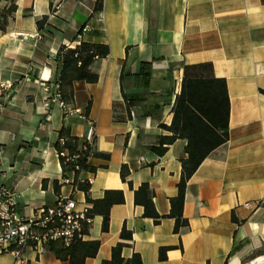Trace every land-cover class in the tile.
I'll return each mask as SVG.
<instances>
[{"label": "crops", "instance_id": "1", "mask_svg": "<svg viewBox=\"0 0 264 264\" xmlns=\"http://www.w3.org/2000/svg\"><path fill=\"white\" fill-rule=\"evenodd\" d=\"M17 0V11L0 29V83L12 89L0 109V184L18 196L20 216L31 218L56 200L54 182L63 175L56 149L63 127L83 138L88 125L79 116L65 118L50 98L59 78L57 55L63 45L81 41L106 45L110 53L95 61L96 83H74L72 107L96 123V152L88 164L94 171L89 196L102 199L106 191H122L125 201L113 205L110 225L102 231L96 215L85 241H99L96 257L85 264L112 258L119 243L125 261L134 254L143 264H264V3L262 0ZM0 5V11L5 7ZM44 16L47 24L39 30ZM89 27L87 31H80ZM150 64L146 85L138 76ZM211 65L192 75L224 80L212 84L209 108L229 140L201 163L189 179L183 216L189 226L174 232L170 200L178 194L181 161L187 140L177 139L163 155L161 136L172 133L173 107L181 92L187 66ZM126 76L121 81V74ZM122 90L146 98L130 109ZM125 165L128 182L121 179ZM74 179V176H71ZM47 180V187L43 182ZM147 183L154 192L156 224L134 202V191ZM60 191L73 193L72 186ZM79 209H91L86 194L74 195ZM131 240H123V228ZM166 248L167 259H159ZM0 264H14L1 255ZM21 264H68L45 250L27 251Z\"/></svg>", "mask_w": 264, "mask_h": 264}, {"label": "trees", "instance_id": "2", "mask_svg": "<svg viewBox=\"0 0 264 264\" xmlns=\"http://www.w3.org/2000/svg\"><path fill=\"white\" fill-rule=\"evenodd\" d=\"M264 3V0H262ZM5 3V7L0 11V29L6 30L9 17L17 11V0H0V5ZM104 0H97L95 5V13L103 9ZM48 17L44 16L37 22L39 30H42L47 24ZM83 29L80 31L82 33ZM110 53V49L106 45L92 44L81 41L76 46L63 45L57 55L59 63V92L61 100L68 105H73L74 102V83L83 81L86 83H96L99 76L91 69L93 63L99 59L106 58ZM150 64L143 63L138 76H142L143 81L147 85L150 78ZM211 70V65L201 64L197 66H187L185 75L182 81L181 92L177 96L173 107V119L170 126L162 125V128L171 132V136H161L159 139V147L154 148V151L163 155L167 147L173 144L177 139L187 140L186 153L187 158L181 161L182 173L178 184V194L170 200L171 210L169 218L175 219L174 232L179 234L182 229L189 226V222L183 216L185 198L187 192V184L192 175L196 172L201 163L218 147L226 144L229 140V129L226 118L221 126L217 122L216 117L209 108L210 88L216 82L223 88L224 106L227 98V87L224 80H215L203 78L201 75H192L193 70L204 71ZM126 74L122 72L121 81L124 80ZM123 100L128 110L130 117L131 107L142 103L146 100L143 96L128 95L122 90ZM59 137L64 142H57L56 149L58 153L66 152L68 156H78V159L72 164L78 165L80 170L75 172V184L78 185L80 191L85 192L86 202L92 205L88 210L87 218L90 222L84 223V234L88 235L93 218L96 215L103 217L102 231L107 232L110 225V210L113 205L122 204L125 201L122 191H106L105 196L99 200H93L89 196L90 184L88 182L78 183V177L82 172L94 171L88 164L91 157L101 155L96 152V145L92 148L83 138H77L71 135L70 130L63 127L59 133ZM97 144V142H96ZM86 148V150H85ZM64 157H60L63 173L68 166L64 164ZM129 170L125 165L121 168V179L123 182H128L132 188L131 182L128 181ZM48 181L43 182V187L46 188ZM54 187L56 193L60 192L62 185L55 181ZM134 202L136 205L144 207V216L154 220L158 224L162 216L156 210L154 203V192L147 183L142 184L134 191ZM123 240H131L132 234L124 227L121 233ZM125 245L119 243L112 250V258L109 261H103L102 264H143L141 257L134 254L131 259L125 261L122 257V249ZM100 248L99 241H85L76 239L68 246L64 247L61 242H53L47 247V251L54 254L57 259L67 262L68 264H85L88 258L96 257ZM166 248L160 249L159 259L165 261L167 259Z\"/></svg>", "mask_w": 264, "mask_h": 264}, {"label": "built area", "instance_id": "3", "mask_svg": "<svg viewBox=\"0 0 264 264\" xmlns=\"http://www.w3.org/2000/svg\"><path fill=\"white\" fill-rule=\"evenodd\" d=\"M88 29L89 27H85L83 31ZM12 87L10 83H0V109L3 107L4 96ZM50 100L61 108L65 118L79 116L86 120L88 129L83 140L94 148L97 142L95 121L89 119L81 109L72 107L61 100L58 83ZM63 142L61 140V143ZM58 155L59 158H65L64 164L68 166L60 184L62 187L72 186L73 193L67 195L60 191L52 205H43L31 218L20 216L17 192L11 187L0 184V256L11 255L14 258V264H21L27 251L40 254L53 242H61L64 247H68L74 240H84L86 236L84 223L90 222L87 218L89 209H79L73 196L80 191L78 185L74 183L75 172L80 168L78 165H72L78 156H68L66 152L58 153ZM82 173L78 177V183L88 182L91 185L92 180L83 179ZM71 176H74V179Z\"/></svg>", "mask_w": 264, "mask_h": 264}, {"label": "bare ground", "instance_id": "4", "mask_svg": "<svg viewBox=\"0 0 264 264\" xmlns=\"http://www.w3.org/2000/svg\"><path fill=\"white\" fill-rule=\"evenodd\" d=\"M264 262V261H263ZM259 264H262V261H260V263Z\"/></svg>", "mask_w": 264, "mask_h": 264}]
</instances>
